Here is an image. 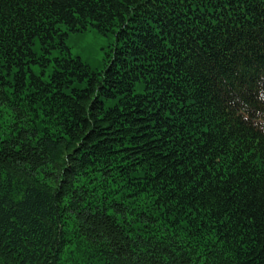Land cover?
Returning <instances> with one entry per match:
<instances>
[{"label": "trees", "instance_id": "trees-1", "mask_svg": "<svg viewBox=\"0 0 264 264\" xmlns=\"http://www.w3.org/2000/svg\"><path fill=\"white\" fill-rule=\"evenodd\" d=\"M0 264H264V0H0Z\"/></svg>", "mask_w": 264, "mask_h": 264}, {"label": "rangeland", "instance_id": "rangeland-1", "mask_svg": "<svg viewBox=\"0 0 264 264\" xmlns=\"http://www.w3.org/2000/svg\"><path fill=\"white\" fill-rule=\"evenodd\" d=\"M112 36H104L93 29L84 34L71 33L66 39L68 51L73 56L81 57L83 61L92 66H97L105 51L113 44Z\"/></svg>", "mask_w": 264, "mask_h": 264}]
</instances>
